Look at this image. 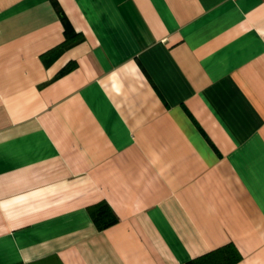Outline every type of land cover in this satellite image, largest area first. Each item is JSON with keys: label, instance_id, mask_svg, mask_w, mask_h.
Instances as JSON below:
<instances>
[{"label": "crops", "instance_id": "0c3cea01", "mask_svg": "<svg viewBox=\"0 0 264 264\" xmlns=\"http://www.w3.org/2000/svg\"><path fill=\"white\" fill-rule=\"evenodd\" d=\"M227 246L264 264V0H0V264Z\"/></svg>", "mask_w": 264, "mask_h": 264}, {"label": "trees", "instance_id": "16d2710c", "mask_svg": "<svg viewBox=\"0 0 264 264\" xmlns=\"http://www.w3.org/2000/svg\"><path fill=\"white\" fill-rule=\"evenodd\" d=\"M60 16L66 38L65 46L59 49V51H62L64 48L71 45L70 42L73 31L63 14L60 13ZM60 52L56 53V55H58ZM73 68L74 63H68L60 72V75L68 73ZM91 220L99 231H103L117 223L115 215L106 204H100L91 211ZM238 260L239 255L237 251L232 246H227L225 248L213 251L196 260H192L188 264H236Z\"/></svg>", "mask_w": 264, "mask_h": 264}]
</instances>
